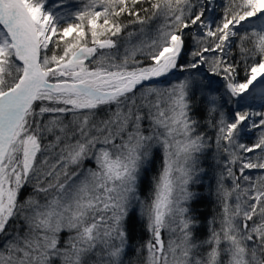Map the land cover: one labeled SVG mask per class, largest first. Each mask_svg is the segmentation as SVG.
Instances as JSON below:
<instances>
[{
	"label": "snow or ice",
	"instance_id": "snow-or-ice-1",
	"mask_svg": "<svg viewBox=\"0 0 264 264\" xmlns=\"http://www.w3.org/2000/svg\"><path fill=\"white\" fill-rule=\"evenodd\" d=\"M47 4L0 0V264H264V0Z\"/></svg>",
	"mask_w": 264,
	"mask_h": 264
},
{
	"label": "trees",
	"instance_id": "trees-1",
	"mask_svg": "<svg viewBox=\"0 0 264 264\" xmlns=\"http://www.w3.org/2000/svg\"><path fill=\"white\" fill-rule=\"evenodd\" d=\"M157 168H159V162H157ZM153 175H155V173H153ZM207 184L208 182L205 180L203 188H200L199 186L196 188V190L200 192L201 197H203V202L196 206L197 212L203 214L200 219V230L198 232V236L200 239L207 238L209 234L210 222L218 211V206L215 203L214 198L208 195ZM150 194L151 184L148 183L144 187L142 196L144 198H147L150 196ZM150 238V233L146 230V228L143 227L142 222L138 221L134 229V245L144 244ZM132 255L134 257L135 253H132ZM140 259H143V256H141Z\"/></svg>",
	"mask_w": 264,
	"mask_h": 264
},
{
	"label": "rangeland",
	"instance_id": "rangeland-1",
	"mask_svg": "<svg viewBox=\"0 0 264 264\" xmlns=\"http://www.w3.org/2000/svg\"><path fill=\"white\" fill-rule=\"evenodd\" d=\"M56 3H60V0H48L47 6L52 7ZM82 3H83V0H63V6L59 8L58 11L67 15L68 13L75 12L76 10H78V8L82 6ZM69 19H71V17H69ZM30 192H31V189L29 188L28 192H26L25 195H28ZM163 237L165 241H167L168 233L164 232Z\"/></svg>",
	"mask_w": 264,
	"mask_h": 264
}]
</instances>
